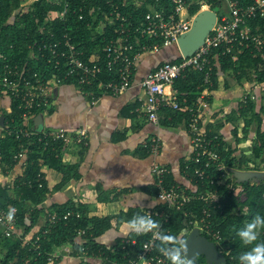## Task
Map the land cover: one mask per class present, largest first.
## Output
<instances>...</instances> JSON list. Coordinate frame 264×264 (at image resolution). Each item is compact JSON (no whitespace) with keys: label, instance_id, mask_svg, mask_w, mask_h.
Wrapping results in <instances>:
<instances>
[{"label":"trees","instance_id":"1","mask_svg":"<svg viewBox=\"0 0 264 264\" xmlns=\"http://www.w3.org/2000/svg\"><path fill=\"white\" fill-rule=\"evenodd\" d=\"M23 1L0 0V76L5 72V65L33 67L36 61L37 69H46L44 79L57 77L59 85H76L73 78L64 79L63 67L61 70L53 71L46 67L44 60L35 57L42 42L48 43L66 34L82 52L81 59L84 63L103 68L102 75L90 87L83 88L84 91H91L96 96L99 94L97 90L99 82L117 80V75L108 72L105 68L104 47L118 38L122 29L140 26L148 12V3L153 2V0H138L139 6H135L134 0H69L70 8L62 19L55 17L52 21H47L50 14L56 15L63 10L62 4H54V0H32L28 5H23ZM185 1L189 6L187 12L190 16L200 11V0ZM206 1L210 3L211 9L221 6L220 2ZM240 3L245 6L250 4L251 0H240ZM116 12L126 19L125 23L105 20V16ZM80 14L83 15L81 20L78 18ZM220 16L221 14H218V17ZM249 26L253 35H259L264 40V18L249 22ZM131 42H134V38ZM139 43L142 45L146 41L140 40ZM226 50L227 46L221 45L211 52L213 68L210 86L204 84L203 74L195 71L188 72L174 82L173 89L179 107L176 110H162L160 124L176 126L183 123L186 128L189 118L188 109L195 108L201 99L209 102L211 93L218 88L220 75L232 78L244 91L248 85L263 86L256 100L248 99L245 103L240 100L237 109L227 117V121L232 124L234 144H228L217 133L208 131L210 135L218 136L220 144L216 151L220 161L235 170L260 173L258 182L240 183L245 191V200L240 202L233 193H225L223 187H210L208 181L198 182L194 178V183L202 193L210 188L217 189L218 193L222 194L221 199L216 201L215 207L207 206L202 201H192L179 211L166 209L162 205H156L153 209L164 210L169 214V220L163 226V231L170 235H178L187 229L190 221L202 217L203 209L209 208L210 228L217 231L221 237L224 264H239L240 254L247 249L241 245L236 235L237 231L253 216L264 215V46L261 49L252 45L241 48L234 44L230 53ZM232 56H236L235 62H232ZM180 60L179 55L170 62L178 63ZM202 94H207L210 99ZM8 109L9 111L0 108V114L4 117V129L0 134V177L6 176L15 169L12 156L21 146L27 150V154L24 170L12 181L5 184L0 182V212L15 209L16 226L21 229L20 237H3L0 227V264H50L48 256L59 248L71 244L73 253L76 254L80 244L84 242L90 254H101L112 261L122 262L126 253L131 257L134 256L142 244L150 238V233L140 236L132 233L128 239L134 240L135 246L125 249H122L124 238L118 239L111 248L99 245L96 240L106 231L117 229L134 215H145V210L130 208L113 216L101 217L89 215L83 206H75L68 202L44 211L42 203L50 190H60L70 180H78L79 176L61 160L62 153L67 147L64 142H38L34 137L16 139L14 132L23 128L22 111L18 109V101L15 99L10 100ZM35 112L50 115L52 109ZM244 141L248 142L250 147L248 155L240 151ZM184 164L181 166L182 170ZM49 171H54L61 177L51 189L47 174ZM206 174L218 177L213 173L206 172ZM172 184L168 176L166 185ZM156 193L157 189L154 187L151 194L156 197ZM68 211L73 215L66 221L60 219L55 224L49 223L48 215L55 214L61 218ZM75 214H79V217L76 218ZM41 217H45L44 226L29 238L31 240L39 238V249L33 250L30 245H24L23 240L27 239ZM153 219L160 221L154 217ZM79 230L85 232L80 241L77 239ZM202 236L213 242V239L205 233H202ZM182 238L185 241L186 235L182 234ZM261 239H264V233ZM192 262L206 264L202 256L196 257Z\"/></svg>","mask_w":264,"mask_h":264},{"label":"built area","instance_id":"2","mask_svg":"<svg viewBox=\"0 0 264 264\" xmlns=\"http://www.w3.org/2000/svg\"><path fill=\"white\" fill-rule=\"evenodd\" d=\"M212 1L220 2L221 5H224V9L222 10L221 6L217 8L216 23L198 50L190 57L180 56L181 60L178 63L170 61L159 63L140 81L139 85L144 94V98L141 100V113L147 122L155 127L160 125L162 110H176L179 107L177 95L173 89V84L177 79L184 77L188 72L195 71L203 74L205 85H211L212 50L226 45V52L230 53L234 44L241 48H248L252 45L261 49L264 46V40L259 35H253L249 26V22L264 18V0H251V3L245 6L241 5L240 0ZM53 3L62 4L63 10L56 15L50 14L47 21H52L55 17L62 19L70 8L69 0H54ZM199 4L200 11L211 10L210 3L206 0H200ZM134 5L139 6V1L134 0ZM188 7L185 0H153L152 3H148V12L144 16L142 24L132 29H122L121 35L104 47L105 68L108 72H114L117 75V80L99 82L97 96L91 91H84L83 88L90 87L102 75L103 68L95 64L84 63L81 59L82 52L77 49L68 35L64 34L59 39L48 43L42 42L35 57L44 60L46 67L53 71L61 70L63 67L62 76L64 79L73 78L76 86L80 87L84 96H87L91 105H94L102 95L118 96L128 90L143 54H158L176 44L179 36L190 29L195 16L188 14ZM218 14L221 16L218 17ZM78 18L81 20L83 15L80 14ZM105 20L126 22V19L118 12L105 16ZM132 38H134V42H131ZM140 40H145L146 43L141 45ZM231 60L235 62L236 56H232ZM36 63L35 61L33 67L5 65V72L0 76V108L9 111L10 100L15 99L18 101V109L22 111L23 128L14 132L15 138L34 137L38 142L57 143L62 141L67 147H84L88 138L85 128H76L75 130H67L63 127H42L41 130L36 128L34 120L38 115L43 118L44 114H36L35 111L50 108L52 89L55 85H59L57 77L44 79L43 75L46 73V69H37ZM261 87L263 86L255 84L246 86L241 98L242 102L245 103L248 99L256 100ZM202 96L207 97V94H202ZM206 102L201 99L195 108L188 109L186 134L192 150L191 156L185 162L182 170L186 184L173 183L167 186L166 179L170 176V170L158 162L152 164L151 174L155 179V188L157 189L155 199L158 202L157 205L165 206L166 209L179 211L192 201H202L207 206L215 207L216 201L221 199L222 194L218 193L217 189L210 188L206 189L207 192L202 193L194 183V178L198 182L208 181L210 187H223L225 193H233L240 202L245 200V191L240 186L242 182L234 177L236 170L225 166L220 161V156L216 151L220 144L218 136L210 135V132L201 124V110L207 105ZM0 116L2 115L0 114ZM3 127L0 126V134ZM143 148L148 155L156 157L162 148V140L158 136L151 137L143 143ZM26 154L27 150L21 146L19 151L12 156L15 168L20 172L26 166ZM206 172L218 175V177L207 175ZM208 209H203L202 217L190 221L187 229L183 232H186L187 235L192 229H197L200 235L205 233L213 239L212 243L222 254L221 237L217 231L210 228ZM10 210L0 212L1 235L3 237H20L21 229L16 226L15 211L13 219L11 221L7 219ZM146 214L159 219L163 231V226L169 220V214L164 210L154 211L153 208L146 209ZM72 215L73 213L69 211L64 213L61 218L50 214L48 220L50 224H55L60 219L66 221ZM75 217L78 218L79 214H75ZM84 233L82 230L77 232L79 241ZM84 243L80 244L76 254L73 253L71 244L59 248L58 251L48 256V262L52 263L67 258L75 260L76 264H144V260L147 261V264H167V260L156 250L155 244L158 241L152 233L134 256L131 257L126 253L122 262L109 260L101 254H90L89 248L84 246ZM23 244L30 245L33 250H37L39 249V238L24 239ZM122 245V249L129 248L135 246V241L124 238ZM140 257H144V260H140Z\"/></svg>","mask_w":264,"mask_h":264},{"label":"crops","instance_id":"3","mask_svg":"<svg viewBox=\"0 0 264 264\" xmlns=\"http://www.w3.org/2000/svg\"><path fill=\"white\" fill-rule=\"evenodd\" d=\"M144 56L148 57L142 59ZM158 56L143 54L128 90L118 96L102 95L94 105L76 85L53 87L52 112L43 115V127L85 128L88 138L84 147L68 146L61 157L63 164L79 176L78 180H70L60 190L52 191L61 177L54 171L47 173L51 190L42 203L44 211L68 202L83 206L89 215L101 217L113 216L130 208H154L158 204L151 194L155 187L151 174L154 162L170 170L172 183L186 184L181 166L190 158L192 149L184 124L155 127L141 113L144 94L139 84L162 62ZM243 92L244 89L232 78L220 75L217 90L211 93V99L206 97L210 100L201 110L202 126L217 133L228 144H234V138L227 117L237 109ZM154 136L162 140V148L156 157L148 155L143 148V143ZM19 173L15 168L0 177V182L8 183ZM151 203L155 206L150 207ZM44 224L45 217H41L27 239ZM124 224L106 231L96 242L111 248L118 239L130 238L132 233L125 230ZM50 264H76V261L63 258Z\"/></svg>","mask_w":264,"mask_h":264},{"label":"clouds","instance_id":"4","mask_svg":"<svg viewBox=\"0 0 264 264\" xmlns=\"http://www.w3.org/2000/svg\"><path fill=\"white\" fill-rule=\"evenodd\" d=\"M150 207L155 204L151 203ZM15 209H11L7 219H13ZM124 228L128 233L137 236L152 233L156 240V250L168 261V264H193L187 258L188 248L182 238V234L170 235L161 230V224L154 220L150 214L134 215L130 220L126 221ZM264 233V215H255L239 229L236 235L241 245L247 250L239 256V264H264V239L261 235ZM144 260V257H140ZM144 264L147 261L144 260Z\"/></svg>","mask_w":264,"mask_h":264},{"label":"water","instance_id":"5","mask_svg":"<svg viewBox=\"0 0 264 264\" xmlns=\"http://www.w3.org/2000/svg\"><path fill=\"white\" fill-rule=\"evenodd\" d=\"M217 19V8L211 10H201L191 22L190 29L177 39L175 46L179 55L182 57H190L204 43V40L209 36ZM4 117L0 116V126L3 127ZM34 124L38 130L43 127V118L38 115L34 120ZM254 172L249 171H234V177L239 182H249L253 177ZM186 235V232H183ZM185 243L188 248L187 258L191 261L196 257L202 256L206 264H224V256L218 252L215 245L199 234L197 229H192L185 238Z\"/></svg>","mask_w":264,"mask_h":264},{"label":"rangeland","instance_id":"6","mask_svg":"<svg viewBox=\"0 0 264 264\" xmlns=\"http://www.w3.org/2000/svg\"><path fill=\"white\" fill-rule=\"evenodd\" d=\"M32 0H24L23 5H28ZM221 9H224V5H221ZM162 62H167V61H172L176 57L179 56V52L177 51V47L173 45L172 47L168 49H164L160 53H158ZM148 56H144L142 59L146 58ZM260 94V91H259ZM241 153L248 155L250 151V147L248 145V142L246 143L245 141L242 142L241 148H240ZM253 173V172H252ZM260 173H254L251 181H249L250 184H256L258 182Z\"/></svg>","mask_w":264,"mask_h":264}]
</instances>
